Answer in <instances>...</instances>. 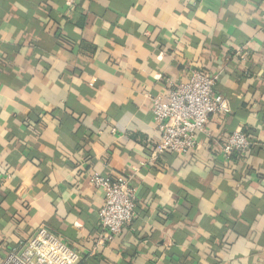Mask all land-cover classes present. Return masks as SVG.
<instances>
[{"label": "crops", "instance_id": "crops-1", "mask_svg": "<svg viewBox=\"0 0 264 264\" xmlns=\"http://www.w3.org/2000/svg\"><path fill=\"white\" fill-rule=\"evenodd\" d=\"M195 69L230 111L156 156L152 98ZM94 174L137 192L112 241ZM42 225L78 264H264V0H0V253Z\"/></svg>", "mask_w": 264, "mask_h": 264}, {"label": "built area", "instance_id": "built-area-1", "mask_svg": "<svg viewBox=\"0 0 264 264\" xmlns=\"http://www.w3.org/2000/svg\"><path fill=\"white\" fill-rule=\"evenodd\" d=\"M77 4L81 0H67ZM217 74L201 69L186 81L169 80L167 93L152 98L151 109L159 131L156 156L171 152L190 155L198 147V136L207 131L210 115L228 113V101L217 90ZM112 131H116L113 129ZM252 138L243 131L232 132L223 144L226 158L248 152ZM93 185L104 194L100 209L102 240L112 241L128 228L135 217L137 192L127 176H92ZM80 255L49 227L40 226L27 241L0 253V264H78Z\"/></svg>", "mask_w": 264, "mask_h": 264}, {"label": "trees", "instance_id": "trees-1", "mask_svg": "<svg viewBox=\"0 0 264 264\" xmlns=\"http://www.w3.org/2000/svg\"><path fill=\"white\" fill-rule=\"evenodd\" d=\"M243 132H245L249 137H251L246 131L243 130ZM136 210H137V206H136Z\"/></svg>", "mask_w": 264, "mask_h": 264}]
</instances>
